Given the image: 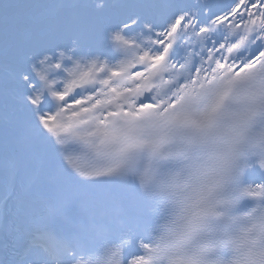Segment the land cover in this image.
<instances>
[{"label":"snow or ice","instance_id":"obj_1","mask_svg":"<svg viewBox=\"0 0 264 264\" xmlns=\"http://www.w3.org/2000/svg\"><path fill=\"white\" fill-rule=\"evenodd\" d=\"M0 264H264V0H0Z\"/></svg>","mask_w":264,"mask_h":264}]
</instances>
